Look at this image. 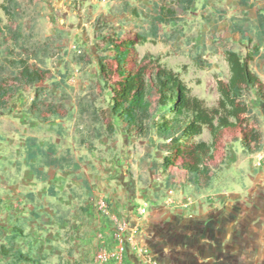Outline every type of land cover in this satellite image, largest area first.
<instances>
[{"label": "rangeland", "instance_id": "1", "mask_svg": "<svg viewBox=\"0 0 264 264\" xmlns=\"http://www.w3.org/2000/svg\"><path fill=\"white\" fill-rule=\"evenodd\" d=\"M164 4L0 0V86L10 94L0 110V245L7 246L19 227L23 235L14 243L21 250L38 243L30 249L40 260L39 243L46 240L26 196L32 179L25 164L26 139L32 136L40 147L49 144L54 155L72 156L79 165L77 170H49L52 178L62 179L69 214L62 217L78 223L91 214L98 221L92 237L96 250L85 263L76 259L77 242L65 233L51 243L52 255L73 264L94 263L99 249L114 246L110 216H115L135 227L122 264H264V0H189L174 22L157 23L156 6ZM258 33L262 42L253 55ZM125 42H130L127 69L146 74L170 70L207 107L224 99L226 50L247 59L260 78L259 91L246 89L233 104L246 108L231 116L236 127L216 138L206 129L189 139L180 137L182 144L203 140L211 149L208 173L198 183L178 167L180 158L162 169L169 140L158 139L153 128L145 139L125 133L111 115L119 82L113 48ZM19 58L44 70V80L17 90V70L7 60ZM35 96L33 111L40 109L46 121L29 112ZM242 142L257 151L247 153ZM101 200L107 214L98 208ZM143 202L147 210L140 215ZM8 262L0 256V264Z\"/></svg>", "mask_w": 264, "mask_h": 264}, {"label": "trees", "instance_id": "2", "mask_svg": "<svg viewBox=\"0 0 264 264\" xmlns=\"http://www.w3.org/2000/svg\"><path fill=\"white\" fill-rule=\"evenodd\" d=\"M189 0H166V4L156 6L154 20L157 23L169 24L176 20L179 10H184ZM248 0H245L247 2ZM3 33V25L0 18V34ZM258 43L253 55L258 52L262 40L258 33ZM130 42L114 46V60L116 61V73L119 77L118 88H114V96L111 99L110 111L117 120L120 128L125 133H133L137 138L145 139L153 128L158 139L168 141L165 146L166 155L161 165L166 171L173 165L174 159H181L179 168L184 170L189 179L195 183L207 175L206 162L211 160L213 155L209 145L199 140L191 144H182L179 139L198 136L206 129L213 137H219L223 130H231L236 123L231 116L246 111V108H235L233 104L243 97L246 89L260 90L262 84L260 78L253 72L247 59H242L235 51L226 50L225 59L229 68V79L224 90L223 98L217 106L207 107L204 102L189 93L188 88L172 71L165 68H158L153 74H146L142 69L133 71L126 68V57ZM8 65L17 70L16 80L18 87L28 86L41 82L45 78V71L39 68H32L25 59H8ZM102 75L105 74V66L99 63ZM0 86V110L8 103L10 94ZM36 97L32 100L29 112L38 120L46 121L47 117L40 109L33 111L37 104ZM48 111L56 115L52 105ZM170 112L167 116L163 112L153 119L155 111ZM108 131L113 132V127L107 125ZM247 153H254L257 148H251L250 144L242 142ZM25 159L32 173L37 179L45 180L47 173L40 169V166L65 171L67 169L77 170L79 165L69 155H54L51 145L47 148L40 147L35 137L29 136L26 139ZM35 161V162H34ZM39 163V168L35 164ZM84 186L88 185L87 180L81 179ZM50 195L54 194L53 186L48 187ZM36 217V216H34ZM22 229L15 227L13 236L8 240V245H0V255L8 258V264L36 263L28 252H23L15 247V239L22 236Z\"/></svg>", "mask_w": 264, "mask_h": 264}, {"label": "crops", "instance_id": "3", "mask_svg": "<svg viewBox=\"0 0 264 264\" xmlns=\"http://www.w3.org/2000/svg\"><path fill=\"white\" fill-rule=\"evenodd\" d=\"M25 164L30 169V167L26 163V159ZM35 164L37 166L39 165L37 161ZM40 169L45 171L48 176L45 180L37 179L30 169L32 173V179L31 183L29 184L28 190H26V196L28 197V204L30 205L31 216H36L34 217L36 218L35 222L38 224L40 223L42 225L39 229V234L45 236L46 240H43L39 243V249H41V256H39L40 260H38L36 263L28 264H73V261L69 262L66 258H60L57 255H52V253H50V251L52 250V248L50 247L51 243H54L55 240H58V238L64 233L66 236H69L70 239H73L75 242H77L75 248L76 251L79 252V257L76 259H80L81 263H85V259H89V255L91 254V252L93 250H96L95 245L92 243V237L94 234L95 227L98 224V221L95 219L94 216L93 219L91 214L89 216H84V219H81L78 223H74L67 219V217H69V214L67 212L65 213V200L63 198L64 196L61 193L62 186H60L62 179L51 177V175L49 174V170L55 169L43 166H40ZM55 171L64 172L60 170ZM50 185L53 186L54 190V194L52 195H50L48 191V187ZM63 214H65V216L67 215V217H62ZM60 222H62V224ZM52 232H55L54 234L56 237L53 238L54 240L52 239L51 241L49 240V234ZM37 244L38 243L32 242V246L30 248L32 249L33 245L35 246ZM15 247H17L16 244ZM30 248L28 249V247H25V249H23L22 251L28 252L33 257H35V253L33 252L34 250L32 251ZM89 264H94L93 260Z\"/></svg>", "mask_w": 264, "mask_h": 264}, {"label": "built area", "instance_id": "4", "mask_svg": "<svg viewBox=\"0 0 264 264\" xmlns=\"http://www.w3.org/2000/svg\"><path fill=\"white\" fill-rule=\"evenodd\" d=\"M98 208L107 214L106 204L103 200L98 203ZM146 210L147 203L143 202L138 207V213L143 215L146 213ZM110 221L113 225L112 235L114 237V246L110 249H99L94 255L95 264H122L127 250L128 241L131 240V236L135 230L134 225L131 224L129 219L110 216Z\"/></svg>", "mask_w": 264, "mask_h": 264}]
</instances>
